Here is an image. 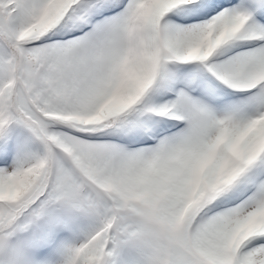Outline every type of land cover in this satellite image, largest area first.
<instances>
[{
	"label": "snow or ice",
	"instance_id": "obj_1",
	"mask_svg": "<svg viewBox=\"0 0 264 264\" xmlns=\"http://www.w3.org/2000/svg\"><path fill=\"white\" fill-rule=\"evenodd\" d=\"M0 264H264V0H0Z\"/></svg>",
	"mask_w": 264,
	"mask_h": 264
}]
</instances>
